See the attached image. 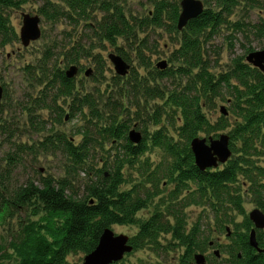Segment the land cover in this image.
Returning a JSON list of instances; mask_svg holds the SVG:
<instances>
[{
    "label": "trees",
    "instance_id": "16d2710c",
    "mask_svg": "<svg viewBox=\"0 0 264 264\" xmlns=\"http://www.w3.org/2000/svg\"><path fill=\"white\" fill-rule=\"evenodd\" d=\"M29 1L0 0L1 45L19 41L4 10L19 9ZM33 1L41 2L39 12L45 20L90 28L100 43L109 42L127 61L131 62L133 52L146 73L133 66L131 81H124L130 95L122 93V87L117 98L108 97L102 105L93 92H77L74 79L58 65L60 58L52 64L51 51L57 45L45 49L37 66L26 67L33 84L46 86L41 90L44 95L31 99L27 107L35 131L46 129L41 109L56 110V124L64 122L69 110L70 117L80 115L84 124L78 131L79 143L56 130L37 143L20 142L6 152L5 168L0 171V225H11L16 219L17 223L0 241V264H82V259L71 257L92 252L104 229L114 225L136 226L130 237L133 251L172 254V264H196L194 255L207 252L219 233L231 240L223 247L228 257L219 259L210 253L209 264H264V230L256 229L263 249L259 252L250 243L254 224L246 214L243 193L248 186L264 211V72L246 61L252 43H264V17L253 20L245 15L264 12V0H203L204 11L182 30L178 29L181 0H147L152 8L145 16L126 10L129 0ZM240 5L245 13L234 20ZM148 29L164 30L176 41L169 55L171 64L164 69L153 67L147 54L153 53ZM223 33L231 51L237 34L246 41L240 44L243 54L233 57L229 69L217 73L215 56L221 50L213 39ZM86 46L78 34L63 48L64 64L79 63L88 53ZM53 88L54 104H47L46 93ZM57 97L68 103V110L57 103ZM218 100L231 101L230 113L213 121L208 111L217 107ZM145 111L156 128H145L142 141L135 144L128 132L133 121L147 124ZM0 127L8 129L4 124ZM225 131L231 139V158L201 170L191 141L197 136L219 137ZM41 150L63 153L64 175L40 174L37 180L12 183L24 154ZM150 151L161 153L158 163L151 161ZM81 173L86 177L81 178ZM192 205L202 206L205 213L190 224L187 209ZM149 208L147 217L139 216ZM238 215L245 218L238 222ZM146 264L169 263L157 259Z\"/></svg>",
    "mask_w": 264,
    "mask_h": 264
},
{
    "label": "rangeland",
    "instance_id": "374dc122",
    "mask_svg": "<svg viewBox=\"0 0 264 264\" xmlns=\"http://www.w3.org/2000/svg\"><path fill=\"white\" fill-rule=\"evenodd\" d=\"M147 0H129L125 3V8L128 11L133 12L135 15L145 16L149 13L152 6L147 3ZM41 2L29 1L26 4L22 5L21 8L8 9L5 14L10 18L11 25L17 30L19 35V41L14 43H9L7 45H1L0 39V84L4 87V94L1 103L0 111V124H4L6 128L0 127V171L5 168L4 159L5 154L10 148H14L15 144L20 142L33 144L37 143L38 140L42 139L43 136L49 133H56V130L59 132H66L68 136L76 142L81 141V134L78 133L79 128L83 126L84 122L80 115H75L70 117V110L66 111V117H64V122L62 124L55 123V117L57 116L56 110L51 109H41L39 110L40 118L46 120V129L44 131H35L32 128L27 115V107L29 103L32 102L31 99L35 100L40 98L39 94H43L46 86L33 84L30 75L26 71V67L30 64L37 66L40 58L43 57V52L48 46L53 44L57 45L51 51V60L54 64L55 59H59V64L61 68L65 71L69 70L72 66L77 67V73L71 79H74L76 84L77 92H93L97 99L100 100L102 105H106V100L108 97H111L112 101L118 97L121 92V88H124V93L130 95L127 86L124 81H131L128 77L131 74L132 67L139 69L141 74L146 73V68L140 65V60L135 57L133 52H130L128 49L129 57L131 62L127 61L130 65V70L123 79L116 78L117 74L115 70L114 63L110 59V54L120 55L117 50L109 42L100 43L94 33L90 28L86 27H74L69 24L66 20L59 22H49L44 19V17L39 12V7ZM29 13L31 15H38L41 18L40 27L42 30L41 37L31 42L28 47H25L20 39V31L23 25V14ZM245 11L243 5H240L235 10L232 18L234 20L242 18ZM248 19L259 20L261 16L264 17V12L259 10L250 11V13L245 14ZM149 33V41L152 46V52H147L151 56L153 67H156L157 64L161 61H167L170 65L169 55L171 51L175 48L176 41H171L170 33L157 29L152 31L151 29L147 30ZM84 37V41L87 43L86 49L88 50L87 55L83 56L79 63H72L65 65L63 61V48L65 46H70L71 42L77 38V35ZM226 33L215 36L213 43L220 48L221 53L218 57L219 65L215 69L217 73L223 70H227L232 66V59L236 55L243 54L242 46L240 45L243 40L242 35L237 34L239 38L235 43L233 51L229 49V43L225 40ZM88 36V37H87ZM88 38V39H87ZM92 38V39H91ZM90 43V45H89ZM123 43V40L120 41ZM253 49H262L264 48V43L259 41H254L252 43ZM251 50V51H252ZM248 54V53H247ZM246 54V55H247ZM101 55V58L99 57ZM122 56V55H121ZM97 58V59H96ZM97 60L100 61L99 65ZM121 80V81H120ZM126 86V87H125ZM130 88V86H129ZM43 89V92L41 90ZM56 88L48 91L46 94L49 95L45 100L47 104H54L52 98L56 95ZM129 92V93H128ZM135 93L134 91L132 92ZM229 96L227 95V98ZM128 97L124 102L127 103ZM230 102L227 100H218L217 107L208 111L209 116L213 121L217 120L221 112V107H225L230 113ZM57 103L61 105L65 110L69 108L68 103L63 101L62 97H57ZM151 104H154V101H151ZM110 105L106 106V109L109 110ZM136 109V108H135ZM86 112H89L87 109ZM227 114V115H228ZM146 118V123H138V121H133L130 129L136 127L142 134L144 133L145 128L150 131H153L156 127L152 125V122L146 116V111L144 112ZM137 125V126H136ZM55 129V131H54ZM13 132V136H10V133ZM223 134H228L226 131ZM13 138V139H12ZM151 161L158 163L160 161L161 153L159 151H150L148 153ZM64 155L62 152L48 151L43 150L38 152H29L24 154V160L20 162L18 167L13 171L12 183L20 184L25 182L29 178L38 179L40 174H53L57 177L63 176L64 165H63ZM131 169L128 170L130 172ZM85 178V174L81 173V178ZM82 182V181H80ZM133 183V182H132ZM81 185V183H80ZM164 185V184H163ZM131 186L129 183L127 188ZM165 186V185H164ZM244 193V207L246 214L249 216V213L255 209L260 208L255 199L256 197L248 190V186L243 189ZM261 209V208H260ZM152 209H144L140 212V217H147ZM262 210V209H261ZM263 211V210H262ZM264 212V211H263ZM201 213H205L204 208L198 205H192L187 209V217L189 223H193ZM245 218V215H238L236 221L241 222ZM17 219L14 220L11 225L6 224L0 225V241L8 237V234L12 233L10 228H15ZM13 224V225H12ZM17 228V227H16ZM230 232L233 230V225L231 224ZM112 229L117 234H126L130 237L134 235L137 231L136 226L129 225H114ZM264 230V229H263ZM217 243L208 249L207 252H202L206 257L215 250H219L220 256L219 259L223 257H228V254L223 252V247L231 243V240L228 239L225 233L215 235L214 239ZM175 255L164 254L162 256H156L152 251L148 249H140L137 251L130 252L126 254L123 259V264H146L148 261H156L157 259H163L167 263L172 264ZM73 261H80L84 259L83 254L72 256ZM122 261V260H121ZM120 262V261H119ZM118 263V262H117ZM219 264V262L215 263Z\"/></svg>",
    "mask_w": 264,
    "mask_h": 264
},
{
    "label": "water",
    "instance_id": "95a60500",
    "mask_svg": "<svg viewBox=\"0 0 264 264\" xmlns=\"http://www.w3.org/2000/svg\"><path fill=\"white\" fill-rule=\"evenodd\" d=\"M181 13L178 19V29L185 28L187 23L199 16L205 8L203 0H181ZM41 18L38 15L29 13L23 14V25L20 31V39L25 47H28L31 42L38 40L41 37L42 30L40 27ZM110 59L114 63L116 73L125 76L129 73L130 65L127 61L117 54H110ZM246 61L259 68L264 72V48L252 50L246 55ZM168 66L167 61H161L157 64L158 68L164 69ZM77 73V67L72 66L66 71L69 78H72ZM4 94V87L0 84V111L1 103ZM221 112L224 115L228 114L227 109L221 107ZM129 139L131 142L138 144L142 141V133L133 128L129 131ZM192 152L195 157V163L201 170L207 168L218 167L220 164L226 163L232 156L233 152L230 147V136L221 134L219 137H201L197 136L191 141ZM254 227L250 232V243L259 252L261 249L256 239V229H264V212L260 208H255L249 213ZM228 227V235H230ZM133 244L130 242V236L126 234H117L111 227L104 229L99 243L96 248L86 254L82 264H113L124 259L125 255L132 252ZM215 253L220 256L219 250ZM196 264H208L206 255L198 252L194 255Z\"/></svg>",
    "mask_w": 264,
    "mask_h": 264
},
{
    "label": "flooded vegetation",
    "instance_id": "af4514ba",
    "mask_svg": "<svg viewBox=\"0 0 264 264\" xmlns=\"http://www.w3.org/2000/svg\"><path fill=\"white\" fill-rule=\"evenodd\" d=\"M66 76H67V74H66ZM68 77V76H67ZM69 78V77H68ZM69 79H71V78H69ZM137 126V125H136ZM129 136V135H128Z\"/></svg>",
    "mask_w": 264,
    "mask_h": 264
},
{
    "label": "bare ground",
    "instance_id": "6f19581e",
    "mask_svg": "<svg viewBox=\"0 0 264 264\" xmlns=\"http://www.w3.org/2000/svg\"><path fill=\"white\" fill-rule=\"evenodd\" d=\"M230 141H231V139H230Z\"/></svg>",
    "mask_w": 264,
    "mask_h": 264
}]
</instances>
